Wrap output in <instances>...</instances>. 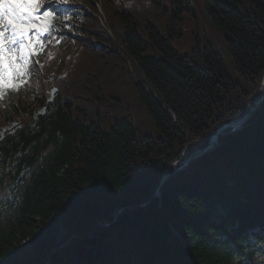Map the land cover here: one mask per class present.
Listing matches in <instances>:
<instances>
[{"label":"trees","instance_id":"1","mask_svg":"<svg viewBox=\"0 0 264 264\" xmlns=\"http://www.w3.org/2000/svg\"><path fill=\"white\" fill-rule=\"evenodd\" d=\"M99 1L0 108V264H264V101L154 196L259 98L264 0ZM200 9L222 50L182 53Z\"/></svg>","mask_w":264,"mask_h":264},{"label":"snow or ice","instance_id":"2","mask_svg":"<svg viewBox=\"0 0 264 264\" xmlns=\"http://www.w3.org/2000/svg\"><path fill=\"white\" fill-rule=\"evenodd\" d=\"M55 19L51 9L40 12V0H0V95L24 81Z\"/></svg>","mask_w":264,"mask_h":264},{"label":"rangeland","instance_id":"3","mask_svg":"<svg viewBox=\"0 0 264 264\" xmlns=\"http://www.w3.org/2000/svg\"><path fill=\"white\" fill-rule=\"evenodd\" d=\"M81 1L82 0H47V3L45 4L46 6H42L45 10L51 9L53 12H57L59 13V15H62L64 13L70 12L71 10L81 11ZM49 3H51V7ZM181 19L182 20L178 26V28L180 29L179 33L181 34V38L177 39L178 41H176L174 44L178 51L182 53L188 52L194 44L195 39H198V37H203V40L205 41H208V39L211 40L222 50L223 34L219 30H217V28L211 26L206 16L201 12V9L199 10V12H196L193 16L188 13H185L183 14V17H181ZM204 37L208 38L206 39ZM37 79V76H30L27 70V75L25 78L26 84L31 88L30 90L33 93L37 87ZM20 83L21 82H17V85ZM10 89L11 88H7L4 90L3 94L0 95V101H5L6 92ZM143 118L141 119V122L139 124L144 123ZM179 161L180 160H175L174 164Z\"/></svg>","mask_w":264,"mask_h":264},{"label":"bare ground","instance_id":"4","mask_svg":"<svg viewBox=\"0 0 264 264\" xmlns=\"http://www.w3.org/2000/svg\"><path fill=\"white\" fill-rule=\"evenodd\" d=\"M68 1H72V0H68ZM44 3H47V0H40V4H44Z\"/></svg>","mask_w":264,"mask_h":264},{"label":"water","instance_id":"5","mask_svg":"<svg viewBox=\"0 0 264 264\" xmlns=\"http://www.w3.org/2000/svg\"><path fill=\"white\" fill-rule=\"evenodd\" d=\"M261 96H262V97L264 96V90H262Z\"/></svg>","mask_w":264,"mask_h":264}]
</instances>
